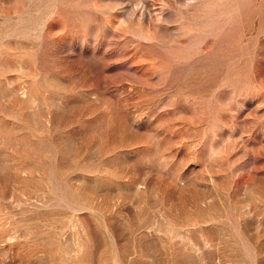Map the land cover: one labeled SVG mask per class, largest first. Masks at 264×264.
Instances as JSON below:
<instances>
[{"label": "rangeland", "instance_id": "374dc122", "mask_svg": "<svg viewBox=\"0 0 264 264\" xmlns=\"http://www.w3.org/2000/svg\"><path fill=\"white\" fill-rule=\"evenodd\" d=\"M0 264H264V0H0Z\"/></svg>", "mask_w": 264, "mask_h": 264}, {"label": "bare ground", "instance_id": "6f19581e", "mask_svg": "<svg viewBox=\"0 0 264 264\" xmlns=\"http://www.w3.org/2000/svg\"><path fill=\"white\" fill-rule=\"evenodd\" d=\"M257 161V160H256Z\"/></svg>", "mask_w": 264, "mask_h": 264}]
</instances>
